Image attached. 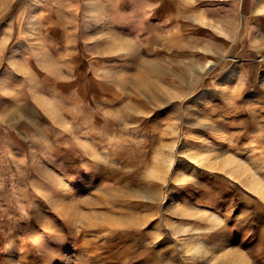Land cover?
<instances>
[{
  "label": "rangeland",
  "instance_id": "374dc122",
  "mask_svg": "<svg viewBox=\"0 0 264 264\" xmlns=\"http://www.w3.org/2000/svg\"><path fill=\"white\" fill-rule=\"evenodd\" d=\"M9 2L0 264H264V0Z\"/></svg>",
  "mask_w": 264,
  "mask_h": 264
},
{
  "label": "crops",
  "instance_id": "0c3cea01",
  "mask_svg": "<svg viewBox=\"0 0 264 264\" xmlns=\"http://www.w3.org/2000/svg\"><path fill=\"white\" fill-rule=\"evenodd\" d=\"M189 0H129V8L133 10L136 23L143 24L148 22V14L150 20H152V14L156 5H161L163 11L169 9L170 2L174 3L180 12H184L187 8V2ZM9 0H0V8H9ZM151 22V21H150Z\"/></svg>",
  "mask_w": 264,
  "mask_h": 264
},
{
  "label": "bare ground",
  "instance_id": "6f19581e",
  "mask_svg": "<svg viewBox=\"0 0 264 264\" xmlns=\"http://www.w3.org/2000/svg\"><path fill=\"white\" fill-rule=\"evenodd\" d=\"M214 66H215V63H213L212 61H209L204 69L205 74L209 73Z\"/></svg>",
  "mask_w": 264,
  "mask_h": 264
}]
</instances>
